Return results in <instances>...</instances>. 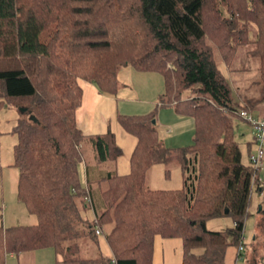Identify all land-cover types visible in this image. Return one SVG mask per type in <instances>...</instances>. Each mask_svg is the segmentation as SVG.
I'll return each instance as SVG.
<instances>
[{
  "label": "trees",
  "instance_id": "trees-1",
  "mask_svg": "<svg viewBox=\"0 0 264 264\" xmlns=\"http://www.w3.org/2000/svg\"><path fill=\"white\" fill-rule=\"evenodd\" d=\"M248 44L260 77L251 103L261 102L264 0H0V106L16 102L24 113L13 126L16 198L36 217L0 225V264L7 252L42 247L52 248L56 264H153L156 235L179 238L180 264H226V247L242 244L251 190L261 182L241 159L231 119L240 105L217 57L229 61ZM123 66L158 72L156 103L190 115L193 134L188 144L166 146L156 107L117 113L135 137L129 171H106L95 180L105 187L93 193L82 141L96 164L114 162L121 148L109 128L83 134L77 126L78 80L113 94ZM170 161L181 186L149 188L147 169ZM86 206L93 208L88 224ZM224 214L230 226L206 227L207 218ZM93 226H107L110 257L78 254L76 238Z\"/></svg>",
  "mask_w": 264,
  "mask_h": 264
},
{
  "label": "rangeland",
  "instance_id": "rangeland-1",
  "mask_svg": "<svg viewBox=\"0 0 264 264\" xmlns=\"http://www.w3.org/2000/svg\"><path fill=\"white\" fill-rule=\"evenodd\" d=\"M249 48H251L249 44L237 46L229 61H223L216 56L217 65L227 78L235 95V101L245 109L248 103L254 102V99L257 98L260 88L259 58L250 54L248 52ZM117 82L119 83L118 80ZM239 96L243 98L241 99ZM120 101L122 102V99L119 94L118 102L120 103ZM21 109L22 107L16 102H5L0 106V225L2 226H8L10 224H30L31 218L36 221L35 215L27 212L24 205L16 198L17 168L13 164V144L16 141V135L13 126L20 117L24 116ZM186 117L192 119L190 115ZM231 119L234 137L241 150V159L246 162L248 160L245 145L247 142L243 140L241 133L243 132L245 136H248L249 130L235 115L231 116ZM190 128L187 127L186 139L182 141L184 142L182 145L188 144L191 141L193 127L192 129ZM156 129L159 136H162V133L164 134L165 132L164 125L156 124ZM173 132H175V129H173ZM82 143L84 158L89 171L88 175L91 181L90 187L93 193H95L96 190L105 187L104 181L100 180L101 182L98 183L95 180L107 170L112 171L113 162L106 161L96 164L93 160L90 147L85 141H82ZM154 167L159 169L164 167L168 175L162 177L161 173L159 174V170L156 174H147L145 183L150 187L166 189L181 186L180 168L176 161H170L166 164H154ZM82 180L84 181V178ZM262 207L264 209V179H262L259 188L256 189L254 187L251 190L248 214L244 219V228L241 237L242 249L236 255L235 264H264V212L260 210ZM96 209L98 208L96 207ZM81 214L87 224L92 222L93 208L91 206L83 207ZM85 222L84 225H86ZM231 222V216L224 214L207 218L205 225L208 229L215 230L224 227L226 224L230 226ZM95 227L100 229L98 233L94 232ZM106 230L107 226L85 228L84 233L75 240L78 244V254L83 257L101 254L107 258L108 255L106 254H108L109 249L104 239ZM161 238L164 241V244L161 245L164 259L166 260L170 257L173 264L175 262L176 264H180L179 259H181L182 249L179 238ZM231 249L232 247H229V250ZM55 259L56 256L52 248L42 247L19 254L14 252L10 254V252H7L4 256V264H56Z\"/></svg>",
  "mask_w": 264,
  "mask_h": 264
},
{
  "label": "crops",
  "instance_id": "crops-1",
  "mask_svg": "<svg viewBox=\"0 0 264 264\" xmlns=\"http://www.w3.org/2000/svg\"><path fill=\"white\" fill-rule=\"evenodd\" d=\"M116 78L119 83L116 91L113 94L101 93L91 82L79 79L78 83L81 87V100L75 108L74 114L75 122L83 134L101 133L107 128L114 132L115 140L121 148V154L112 163V171H116L117 173H126L129 171V156L135 144V137L126 132L118 124L116 120L117 113L140 114L150 112L156 107V124L165 126V132L164 134L162 133L163 137L161 135L159 136L158 132L157 134L162 140L163 144L166 146L182 145V143H184L182 141H185L186 139L187 127H191L190 129H192L193 124L192 119H188L186 117L189 115L177 113L173 109L172 105L161 106L156 103L157 95L162 91L163 87L162 77L158 72L138 71L130 66H123L117 70ZM119 94L122 99V102L120 101V103L118 102ZM239 97L241 99L243 98L241 96ZM239 103H241V101H239ZM247 105L248 106L246 109L251 113V115H254L257 118L264 116V100L261 102L248 103ZM237 118H239L243 122L244 126L249 130L248 136H245L243 132L241 133L243 140L247 142L245 145L246 154H248V152L254 150L255 147L254 141H252V130L250 125L244 119L240 117ZM173 129H175V132H173ZM80 170L82 173V168H80ZM158 170L162 177L168 175V172H165L164 167L159 169L154 167L153 164L147 169L145 173V181L147 174H156ZM87 173H89L88 167ZM82 174L81 176L84 178V175ZM258 177L260 182L262 179H264V165L259 170ZM146 185L149 188H153L148 184ZM30 221L31 222L29 223H33L35 219L31 218ZM228 225L229 224H226L225 226ZM162 244H164L163 239L156 235L153 240V264H173V261L170 257H168L166 260L164 259L161 246ZM233 246H229L232 247L231 250H229V247L225 249L224 262L226 264H235V258L238 252L235 248L236 246ZM11 253L12 252H10V254ZM106 255H108L107 258L111 256L110 249Z\"/></svg>",
  "mask_w": 264,
  "mask_h": 264
},
{
  "label": "built area",
  "instance_id": "built-area-1",
  "mask_svg": "<svg viewBox=\"0 0 264 264\" xmlns=\"http://www.w3.org/2000/svg\"><path fill=\"white\" fill-rule=\"evenodd\" d=\"M237 115L244 119L251 127L252 130V141H254V150H251L247 154V159L254 170L258 171L264 165V116L257 118L251 115L247 109L239 107L237 110ZM100 229L98 227L94 228V232L98 233ZM242 249V245H238L236 250Z\"/></svg>",
  "mask_w": 264,
  "mask_h": 264
},
{
  "label": "water",
  "instance_id": "water-1",
  "mask_svg": "<svg viewBox=\"0 0 264 264\" xmlns=\"http://www.w3.org/2000/svg\"><path fill=\"white\" fill-rule=\"evenodd\" d=\"M31 118H32V119H35L33 116H31ZM152 121H154V120H152ZM224 210L226 211L227 209L225 208Z\"/></svg>",
  "mask_w": 264,
  "mask_h": 264
}]
</instances>
